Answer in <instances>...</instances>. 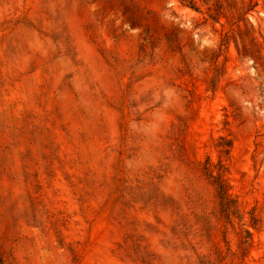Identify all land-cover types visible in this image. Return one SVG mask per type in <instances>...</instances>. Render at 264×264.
Here are the masks:
<instances>
[{"label": "rangeland", "instance_id": "rangeland-1", "mask_svg": "<svg viewBox=\"0 0 264 264\" xmlns=\"http://www.w3.org/2000/svg\"><path fill=\"white\" fill-rule=\"evenodd\" d=\"M0 256L264 264V0H0Z\"/></svg>", "mask_w": 264, "mask_h": 264}, {"label": "trees", "instance_id": "trees-1", "mask_svg": "<svg viewBox=\"0 0 264 264\" xmlns=\"http://www.w3.org/2000/svg\"><path fill=\"white\" fill-rule=\"evenodd\" d=\"M208 175L213 178V184L215 185V188L217 190V195L220 199V204L222 209L225 212H227V216L234 213L233 210L235 206L233 203V198L229 193V189L225 180L222 178L221 175L215 176L210 171H208ZM0 264H4L1 256H0Z\"/></svg>", "mask_w": 264, "mask_h": 264}]
</instances>
